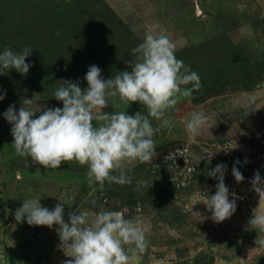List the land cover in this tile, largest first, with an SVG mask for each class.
I'll use <instances>...</instances> for the list:
<instances>
[{
  "label": "rangeland",
  "instance_id": "1",
  "mask_svg": "<svg viewBox=\"0 0 264 264\" xmlns=\"http://www.w3.org/2000/svg\"><path fill=\"white\" fill-rule=\"evenodd\" d=\"M149 32L167 35L175 55L198 47L188 60L182 58L187 66L221 60L222 47L242 55L234 60L232 75L218 64L219 84L201 81L199 91L180 99L163 120L151 121L155 155L187 149L178 169L154 155L151 162L125 167L130 184L106 182L101 190L88 186L87 168L76 162L46 170L16 155L4 118L11 105L18 111L23 98L33 99L37 118L45 106L62 108L54 99L58 81L76 82L83 90L90 66H98L105 80L130 70L132 50ZM25 47L33 51L26 59L28 74L12 69L0 75V95L6 93L0 101V264H64L68 259L59 250L58 226L15 220L16 210L29 198L40 199L50 210L62 203L66 221L77 209L89 216L102 209L121 211L137 219L148 228L150 241L138 264H264V248L255 243L259 234L248 229L259 206L252 185L230 194L237 210L223 223L212 221L204 204L216 192L208 168L225 151L257 161L264 152V0H0V52ZM208 49H216L218 56ZM246 58L261 63L262 70H243ZM108 103L95 114H147L139 103L129 108L118 98ZM194 112L207 117L198 135L186 130ZM189 166L196 170L180 187L188 182Z\"/></svg>",
  "mask_w": 264,
  "mask_h": 264
},
{
  "label": "clouds",
  "instance_id": "2",
  "mask_svg": "<svg viewBox=\"0 0 264 264\" xmlns=\"http://www.w3.org/2000/svg\"><path fill=\"white\" fill-rule=\"evenodd\" d=\"M32 52L29 47L20 52L5 48L0 52V75L12 69L27 75L31 65L26 59ZM131 56L130 70L118 72L107 80L98 66H90L84 77L86 89L82 90L76 82L58 81L54 99L63 107L45 106L38 118L32 109L33 99L23 98L18 111L11 105L4 118L11 125L14 138L11 146L16 155L46 170L76 162L87 168L90 188L98 186L102 190L106 182L130 184L125 167L151 162L156 154L151 121L163 120L180 99L192 96L202 87L199 74L176 57L175 45L165 34L146 33ZM187 85L191 87H183ZM5 95H0V101ZM109 98H118L126 108L139 103L147 114L137 112L133 116L127 111L95 114L98 109L109 107ZM206 119L204 114L194 112L186 123L187 132L198 135ZM164 124L170 125L171 121L164 120ZM226 168L219 164L207 173L218 180L215 194L204 203L211 213L209 218L217 224L230 219L237 210L225 184ZM232 173L237 183L243 182L244 177L235 165ZM250 183L259 196V206L253 210L248 229L259 234L255 243L264 248V212L261 211L264 180L258 171ZM25 218L29 226L49 229L58 226L55 230L60 239L59 250L68 258L64 264H138L150 244L148 228L142 227L137 219L125 218L121 211L102 209L89 216L77 209L69 213L66 221L62 203L50 210L41 205L40 199L29 198L15 212L18 223Z\"/></svg>",
  "mask_w": 264,
  "mask_h": 264
},
{
  "label": "built area",
  "instance_id": "3",
  "mask_svg": "<svg viewBox=\"0 0 264 264\" xmlns=\"http://www.w3.org/2000/svg\"><path fill=\"white\" fill-rule=\"evenodd\" d=\"M187 149H177L174 151H168L167 154H161V155H155V158H160L161 161L164 164L169 165L170 167L174 169H178L180 167V164L178 161L183 157V155H186ZM259 158L258 161L256 159H251L249 156L241 154V155H235L230 151H225L224 155L221 158H217L216 162L213 163L209 168L208 172L214 169L219 164H224L227 166L226 172H225V184L229 189L230 194H237V192L244 188L245 186L251 185L250 181L254 179L256 172L258 171L260 173V176L262 178L264 174V152L258 153ZM238 162V163H237ZM236 166L238 170L242 173L244 180L243 182L237 183L235 180V177L233 176L232 169L233 166ZM193 169L196 170L194 166L187 167V174L189 177L188 182L185 183V181H182L180 184V187H184L188 185L187 183L190 182V179L193 177V174L195 171H192ZM191 176V177H190ZM210 182L212 185L216 187L218 184V180L209 177Z\"/></svg>",
  "mask_w": 264,
  "mask_h": 264
},
{
  "label": "trees",
  "instance_id": "4",
  "mask_svg": "<svg viewBox=\"0 0 264 264\" xmlns=\"http://www.w3.org/2000/svg\"><path fill=\"white\" fill-rule=\"evenodd\" d=\"M208 47L209 46H207V48ZM207 48L205 50H207ZM197 49H199V48L198 47L189 48V49L183 51L182 53L177 54L176 57L178 59H180V60H182V58H184L185 61H186V59L188 60V56H189L188 54H190L192 52L195 53L197 51ZM205 50H203V51H205ZM215 50L216 49H208L207 52L212 53L214 51L213 54L218 56V53ZM225 54L231 60L229 58H228L229 60L228 59L224 60L223 58H224ZM220 55L222 56V58H220L221 60L217 59L218 61H214L212 64L208 63L207 60H202L203 62L200 61L201 64L199 63L200 66L198 64H193V63H191V64L189 63V65L191 67H193L192 71H195L196 73L199 74V77L201 78V81H203L204 83H209V84L211 83V85H213V84H216L217 82H219L217 77L220 76L219 72H221V67L225 68V70L222 69L224 71H226V69H227V71L231 69L230 70L231 72H229V74L231 73V75H232L233 70L236 69V67H234L235 66L234 65V60L238 61L239 58L242 56L239 53H236L235 51H232V50L230 52H228L227 50L225 51V48H223V47L220 49ZM245 61H243L244 64H242V67H241V68H243V70L245 69L246 71H250V72L251 71L254 72L256 69L262 70L263 65L261 63H259V62H250L248 60V58H246ZM218 64L220 66L222 64H224V65H222L220 67ZM196 67H198V68H196ZM226 67H230V68H226ZM254 68H255V70H251V69H254ZM217 84H219V83H217Z\"/></svg>",
  "mask_w": 264,
  "mask_h": 264
}]
</instances>
